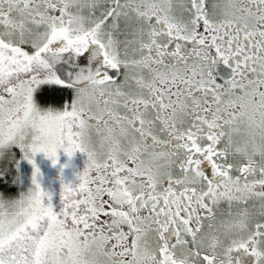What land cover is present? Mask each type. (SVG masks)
I'll use <instances>...</instances> for the list:
<instances>
[{
  "label": "snow or ice",
  "instance_id": "obj_1",
  "mask_svg": "<svg viewBox=\"0 0 264 264\" xmlns=\"http://www.w3.org/2000/svg\"><path fill=\"white\" fill-rule=\"evenodd\" d=\"M60 152L87 160L57 209L35 157ZM241 253L264 264V0H0V264Z\"/></svg>",
  "mask_w": 264,
  "mask_h": 264
},
{
  "label": "rangeland",
  "instance_id": "obj_2",
  "mask_svg": "<svg viewBox=\"0 0 264 264\" xmlns=\"http://www.w3.org/2000/svg\"><path fill=\"white\" fill-rule=\"evenodd\" d=\"M14 159L18 161V164H13L12 170L16 172L14 177V182L11 187V192L15 197L20 195H26L29 191L34 188L32 184V177L35 172V168L27 160L23 159V154L19 148L13 149ZM65 154L63 152L59 153V160L57 163H53V160L46 157L43 153L37 154L35 157V167L39 168L40 175L38 181L42 188L51 194L52 203L58 209L60 207L59 202L60 194L54 190V183L56 180L53 177V170L57 169L56 178L60 180L63 176L65 161ZM4 163H8L5 161ZM9 163H12L11 161ZM60 183V182H59ZM61 184V183H60ZM62 191V190H61Z\"/></svg>",
  "mask_w": 264,
  "mask_h": 264
},
{
  "label": "flooded vegetation",
  "instance_id": "obj_3",
  "mask_svg": "<svg viewBox=\"0 0 264 264\" xmlns=\"http://www.w3.org/2000/svg\"><path fill=\"white\" fill-rule=\"evenodd\" d=\"M54 70H55V68H54ZM56 73H57V71H56ZM218 74L221 76H224L226 78L228 75V69H226L223 65H220V66H218ZM65 156H66L65 161L63 163V166H64L63 172L64 173H63L62 178H60V180H57V178H56L57 169H54L52 171L53 177L56 180V182L54 183V185H55L54 190L59 194H60V192H62L61 190L63 189V186L66 184L75 187L79 183L80 174L83 173V171L86 167L87 157L84 154L77 153L73 157H68L65 154ZM59 204L61 205V202H59ZM240 259L242 261V264H253V259L246 254L241 253Z\"/></svg>",
  "mask_w": 264,
  "mask_h": 264
},
{
  "label": "water",
  "instance_id": "obj_4",
  "mask_svg": "<svg viewBox=\"0 0 264 264\" xmlns=\"http://www.w3.org/2000/svg\"><path fill=\"white\" fill-rule=\"evenodd\" d=\"M89 67L88 61L82 57L65 54L62 60L55 64L57 74L65 80L74 79L83 69Z\"/></svg>",
  "mask_w": 264,
  "mask_h": 264
},
{
  "label": "clouds",
  "instance_id": "obj_5",
  "mask_svg": "<svg viewBox=\"0 0 264 264\" xmlns=\"http://www.w3.org/2000/svg\"><path fill=\"white\" fill-rule=\"evenodd\" d=\"M51 109H48V110H46V111H50Z\"/></svg>",
  "mask_w": 264,
  "mask_h": 264
}]
</instances>
